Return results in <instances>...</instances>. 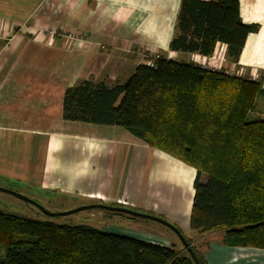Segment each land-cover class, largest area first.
<instances>
[{
	"label": "crops",
	"instance_id": "0c3cea01",
	"mask_svg": "<svg viewBox=\"0 0 264 264\" xmlns=\"http://www.w3.org/2000/svg\"><path fill=\"white\" fill-rule=\"evenodd\" d=\"M181 3L0 0V185L45 201L56 196L79 207L106 204L158 216L191 238L207 264H264V249L231 246L224 231L191 230L195 168L121 127L63 117L69 87L124 83L154 55L260 80L263 92L250 117L264 115V0H239L242 22L257 31L237 62L225 44L210 57L171 50ZM118 214L99 228L184 249L163 224Z\"/></svg>",
	"mask_w": 264,
	"mask_h": 264
},
{
	"label": "trees",
	"instance_id": "16d2710c",
	"mask_svg": "<svg viewBox=\"0 0 264 264\" xmlns=\"http://www.w3.org/2000/svg\"><path fill=\"white\" fill-rule=\"evenodd\" d=\"M255 31L257 26L242 22L239 0H182L170 48L210 57L225 44L228 58L237 62ZM262 92L260 80L158 55L124 83L85 80L69 87L63 117L121 127L192 166L197 175L191 230L224 231L231 246L264 249V115L249 118ZM185 238L199 263L207 264ZM0 264L195 262L185 249L0 210Z\"/></svg>",
	"mask_w": 264,
	"mask_h": 264
},
{
	"label": "rangeland",
	"instance_id": "374dc122",
	"mask_svg": "<svg viewBox=\"0 0 264 264\" xmlns=\"http://www.w3.org/2000/svg\"><path fill=\"white\" fill-rule=\"evenodd\" d=\"M71 39V38H69ZM68 39V40H69ZM251 119V117H249ZM7 189L17 191L24 196H27L33 200L38 201L41 205L45 207L46 210L53 213L67 212L78 208L74 201L63 199L61 197L52 196L48 201L40 198L32 197L28 191H20V188L12 183L0 185ZM0 210L7 212L9 214H14L20 217L36 219V220H50L58 224H69V225H79L86 224L92 227L99 228L105 222L107 216L111 215L108 212L92 211L86 210L71 215L60 216V217H49L43 214L36 206L26 203L21 199L10 195L8 193L0 192ZM109 225V223H107ZM103 227V226H102Z\"/></svg>",
	"mask_w": 264,
	"mask_h": 264
},
{
	"label": "water",
	"instance_id": "95a60500",
	"mask_svg": "<svg viewBox=\"0 0 264 264\" xmlns=\"http://www.w3.org/2000/svg\"><path fill=\"white\" fill-rule=\"evenodd\" d=\"M0 192L8 193L10 195H13V196L21 199L22 201H24L26 203H29V204L36 206L43 214H45L46 216H49V217L66 216V215H71L73 213L86 211V210H100V211H107V212H112V213L127 214V215L135 217V218L154 221V222L163 224L164 226L168 227L169 229H171L172 231H174L177 234V236L180 238V240L183 244L184 249L191 255L195 264H200L197 256L193 252L191 245L187 242L184 234L175 225H173L172 223H170V222H168V221H166L163 218H160L158 216L138 212V211L131 210V209L121 207V206L106 205V204L83 205V206H80L76 209H73V210H70L67 212L53 213V212L46 210L45 207L43 205H41L38 201L33 200L27 196H24L23 194H21L17 191L7 189L4 187H0Z\"/></svg>",
	"mask_w": 264,
	"mask_h": 264
},
{
	"label": "built area",
	"instance_id": "2783aa9c",
	"mask_svg": "<svg viewBox=\"0 0 264 264\" xmlns=\"http://www.w3.org/2000/svg\"><path fill=\"white\" fill-rule=\"evenodd\" d=\"M71 39H73V38H71ZM156 57H158V55H154L153 57H151L152 58V60L154 59V58H156ZM200 65V64H199ZM200 66H202V67H204V68H208V66H205V64H201ZM208 69H210V68H208ZM213 70H220V69H213Z\"/></svg>",
	"mask_w": 264,
	"mask_h": 264
}]
</instances>
